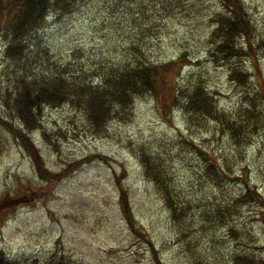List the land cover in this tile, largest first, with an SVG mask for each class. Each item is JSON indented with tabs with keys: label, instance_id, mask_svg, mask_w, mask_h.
I'll list each match as a JSON object with an SVG mask.
<instances>
[{
	"label": "rangeland",
	"instance_id": "1",
	"mask_svg": "<svg viewBox=\"0 0 264 264\" xmlns=\"http://www.w3.org/2000/svg\"><path fill=\"white\" fill-rule=\"evenodd\" d=\"M242 2L253 44L259 45L255 55L227 63H216L207 53L218 0H80L71 12L48 14L28 35L31 70L69 65L93 82L102 67L129 59L169 60L184 51L190 59L175 75L176 86L188 89L199 82L221 112L250 124L242 130L244 139L238 132L234 141L217 120L191 118L174 105L163 115L156 100L143 94L125 118L113 117L95 133L70 104L48 105L41 109V125L29 131L46 169L61 171L65 161L84 155L106 158H93L58 181L40 178L24 148L0 124V203L4 195L30 199L0 207V249L10 264H154L148 245L131 234L120 214L116 181L123 172L134 221L162 264H231L233 253L258 251L264 240L261 206L233 202L245 182L264 198V96L257 91L259 84L264 91V44L259 43L264 0ZM3 37L0 33V114L17 124L3 111L1 94L13 87L24 60L3 54ZM232 62L247 71L244 84L229 79ZM197 149L217 159L215 177ZM144 157L158 162L176 218L162 191L143 176ZM227 205L234 209L227 212ZM230 227L238 234L252 231L249 248Z\"/></svg>",
	"mask_w": 264,
	"mask_h": 264
},
{
	"label": "trees",
	"instance_id": "2",
	"mask_svg": "<svg viewBox=\"0 0 264 264\" xmlns=\"http://www.w3.org/2000/svg\"><path fill=\"white\" fill-rule=\"evenodd\" d=\"M78 1L80 0H0V33L5 38L2 52L4 55H9L13 61L24 60L12 80L13 87L6 86L1 94L3 111L16 118L18 123L14 124L11 119H6L0 114V124L11 134L18 145L24 148L40 178L45 177L48 181H58L62 178V174L72 171L75 167H80L85 162L92 161L93 158L97 157L98 160L106 161L104 156L97 154L84 155L65 161L61 171L51 173L46 169L29 131L41 125V109L48 105L55 107L60 104H70L84 114L87 129L97 133L111 118L115 117L118 120L125 118L130 113L129 109L133 100L143 94H148L156 100L163 115H166L174 105L191 118L208 116L217 120L223 128H228L229 136L234 141L239 138V133L240 137L244 139L242 130L250 124L249 119L245 118L244 122H235L225 112H221L215 104L214 97L199 82L193 81L188 89L176 86L175 75L181 70V64L190 59L186 57L184 51H180L169 60L129 59L116 65L102 67L95 82L84 71L78 73L70 71L69 65L62 66L61 64L47 70L41 68L36 71L31 70L26 55L29 45L27 43L28 35L44 24L43 21L48 14L71 12ZM218 3L220 9L211 13L210 20L213 26H211L206 39L207 53L211 57L210 59L216 63H227L233 57L241 59L246 54L255 55V48H258L259 44H253L252 23L249 22L242 0H218ZM241 37L244 43L239 42ZM262 40H259L260 45L264 44V38ZM36 55L38 54L35 52L33 56ZM228 66H230L228 67L229 79L236 80L237 84H244L248 76L247 71L235 62L228 63ZM261 86L262 84H259L257 91L264 96ZM197 150L200 152V149ZM200 155L206 160L205 170H209L215 177L217 168H220L217 159L210 156L208 152H200ZM140 163L143 176L152 180L162 191V196L168 203L172 217L176 218V209L169 192H167V187L161 179L162 172L157 167L158 162L155 159L144 157L141 158ZM123 170L125 171V169ZM124 175L125 172L121 173L119 180L116 181L120 214L131 234L148 245L149 251L153 255L154 264H162L151 239L134 221L128 199L129 194L121 184ZM244 189L234 198L233 203L234 205L237 203L249 204L253 201L261 206L259 219L264 239V198L257 188L247 182H245ZM229 205L225 209L227 212L233 208ZM230 229L232 234L236 235L237 233V235L240 234V238H245L248 242L243 243L244 247L249 248L248 243L253 238L252 231L241 229L242 231L238 234L233 227ZM256 249H258L257 252L242 250L241 253H233L231 264H264V240ZM4 253L0 249V264H10L11 262Z\"/></svg>",
	"mask_w": 264,
	"mask_h": 264
},
{
	"label": "water",
	"instance_id": "3",
	"mask_svg": "<svg viewBox=\"0 0 264 264\" xmlns=\"http://www.w3.org/2000/svg\"><path fill=\"white\" fill-rule=\"evenodd\" d=\"M1 203H0V207H2V205H6V206H12V204L14 203H18V202H22V200H30V199H26L23 195L22 196H3V198L1 199Z\"/></svg>",
	"mask_w": 264,
	"mask_h": 264
},
{
	"label": "flooded vegetation",
	"instance_id": "4",
	"mask_svg": "<svg viewBox=\"0 0 264 264\" xmlns=\"http://www.w3.org/2000/svg\"><path fill=\"white\" fill-rule=\"evenodd\" d=\"M33 194V193H32Z\"/></svg>",
	"mask_w": 264,
	"mask_h": 264
}]
</instances>
